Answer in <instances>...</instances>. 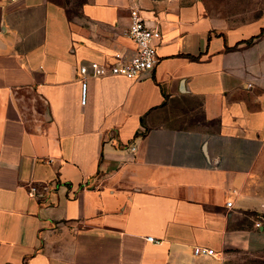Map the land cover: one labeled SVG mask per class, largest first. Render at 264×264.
Listing matches in <instances>:
<instances>
[{"label": "crops", "instance_id": "0c3cea01", "mask_svg": "<svg viewBox=\"0 0 264 264\" xmlns=\"http://www.w3.org/2000/svg\"><path fill=\"white\" fill-rule=\"evenodd\" d=\"M133 9L161 32L158 66L137 80L85 79L82 67L136 56ZM79 12L0 1V264L263 255L253 175L264 14L227 27L202 1L86 0Z\"/></svg>", "mask_w": 264, "mask_h": 264}, {"label": "built area", "instance_id": "2783aa9c", "mask_svg": "<svg viewBox=\"0 0 264 264\" xmlns=\"http://www.w3.org/2000/svg\"><path fill=\"white\" fill-rule=\"evenodd\" d=\"M11 1L14 2L16 0ZM127 35L136 45V56L127 60L122 54H116V62L111 66L92 63L90 68L82 67L81 73L85 79L89 77L120 76L129 80H137L144 72L152 71L158 66L160 59L157 54V44L162 37L161 32L149 26L137 9L131 11V25ZM228 206L231 207L232 203L229 202ZM148 240L151 242L156 241L154 238H148ZM195 255L212 257L215 255V251L210 248H196Z\"/></svg>", "mask_w": 264, "mask_h": 264}, {"label": "rangeland", "instance_id": "374dc122", "mask_svg": "<svg viewBox=\"0 0 264 264\" xmlns=\"http://www.w3.org/2000/svg\"><path fill=\"white\" fill-rule=\"evenodd\" d=\"M63 4L72 15L80 13V7L86 0H54ZM184 3L202 1L208 14L220 20L227 27L253 22L264 14V0H183ZM255 194L264 199V153L253 175ZM225 264H264L263 255L244 253L229 254Z\"/></svg>", "mask_w": 264, "mask_h": 264}, {"label": "trees", "instance_id": "16d2710c", "mask_svg": "<svg viewBox=\"0 0 264 264\" xmlns=\"http://www.w3.org/2000/svg\"><path fill=\"white\" fill-rule=\"evenodd\" d=\"M65 9H66V7L63 5V4H61ZM68 13H69V11H67Z\"/></svg>", "mask_w": 264, "mask_h": 264}]
</instances>
